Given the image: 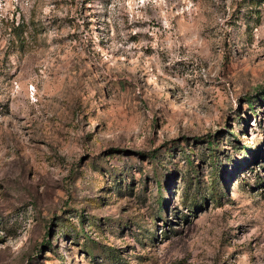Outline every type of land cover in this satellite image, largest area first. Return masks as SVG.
I'll return each mask as SVG.
<instances>
[{
    "label": "rangeland",
    "instance_id": "obj_1",
    "mask_svg": "<svg viewBox=\"0 0 264 264\" xmlns=\"http://www.w3.org/2000/svg\"><path fill=\"white\" fill-rule=\"evenodd\" d=\"M0 264H264V0H0Z\"/></svg>",
    "mask_w": 264,
    "mask_h": 264
}]
</instances>
